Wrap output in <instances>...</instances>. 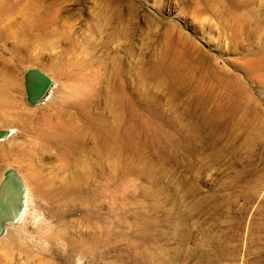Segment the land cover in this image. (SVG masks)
I'll return each instance as SVG.
<instances>
[{
  "label": "rangeland",
  "instance_id": "374dc122",
  "mask_svg": "<svg viewBox=\"0 0 264 264\" xmlns=\"http://www.w3.org/2000/svg\"><path fill=\"white\" fill-rule=\"evenodd\" d=\"M0 79L1 262L264 264V0H0Z\"/></svg>",
  "mask_w": 264,
  "mask_h": 264
},
{
  "label": "water",
  "instance_id": "95a60500",
  "mask_svg": "<svg viewBox=\"0 0 264 264\" xmlns=\"http://www.w3.org/2000/svg\"><path fill=\"white\" fill-rule=\"evenodd\" d=\"M51 79L39 69L31 68L24 74V86L29 103L37 104L47 93ZM7 135L0 129V138ZM24 187L19 173L8 169L0 180V232L3 223H16L22 216Z\"/></svg>",
  "mask_w": 264,
  "mask_h": 264
},
{
  "label": "bare ground",
  "instance_id": "6f19581e",
  "mask_svg": "<svg viewBox=\"0 0 264 264\" xmlns=\"http://www.w3.org/2000/svg\"><path fill=\"white\" fill-rule=\"evenodd\" d=\"M19 46H22L21 44L19 45ZM15 48H18V46H16V44H15ZM21 61L23 62V59L20 57V62L19 63H21ZM17 66V65H16ZM17 69V68H16ZM8 70V69H7ZM8 83H9V81H7L6 82V80L5 79H0V102H3V100L5 99V97H6V89H7V85H8ZM116 97H115V100H116V102H119L120 101V99H121V94L118 92V93H116V95H115ZM72 132V130H71V128L70 129H66V130H63V131H61L58 135H57V137H63V136H65L66 134H68V133H71ZM115 133V132H114ZM116 135V134H115ZM115 139H116V137L114 136V135H112L111 134V132L109 133H106L105 132V139H104V141H103V143H102V145H101V147H100V149L102 148V149H106V150H111V148H113L114 147V141H115ZM119 144H120V139H119ZM65 146H68V143H65ZM0 149H3L4 151H3V153H0V158H5V159H7V158H9V155L10 154H13L14 155V157L17 159V158H19V159H21V160H27L28 159V150H27V148L26 147H23V148H21L20 150H17V151H15L14 149H5V146H3V145H1L0 144ZM72 153H73V155H74V159L76 160L77 159V157L79 156V151H75V150H72L71 151ZM17 155V156H16ZM78 162H80V158L78 159ZM24 196L25 195H23V201H24ZM22 209H23V207H22ZM23 211H24V209H23ZM23 211H22V216H21V218L23 217ZM6 227L7 226H10V227H12V224L13 223H3ZM10 229V228H9ZM17 234H18V236L19 235H21V231L20 230H17ZM12 235H15L14 233H9L8 234V240H10V241H12L11 242V244H9L8 242H6L5 244H6V246H7V248H6V251H7V254L9 255V256H12L13 254H15V253H13L14 251H15V247H14V245H13V242H14V240H15V238H13L12 237ZM19 238H20V236H19ZM20 240V239H19ZM17 243V242H16ZM18 246V245H17ZM18 250H19V254L21 253V254H23V251H24V248H25V246H23V245H19L18 247ZM26 254V253H25ZM0 264H4L3 262H1L0 261Z\"/></svg>",
  "mask_w": 264,
  "mask_h": 264
}]
</instances>
